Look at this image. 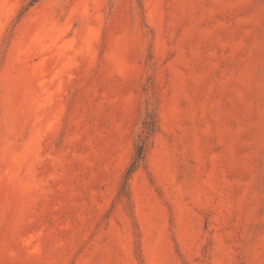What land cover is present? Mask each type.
Segmentation results:
<instances>
[{
  "label": "rangeland",
  "instance_id": "1",
  "mask_svg": "<svg viewBox=\"0 0 264 264\" xmlns=\"http://www.w3.org/2000/svg\"><path fill=\"white\" fill-rule=\"evenodd\" d=\"M0 264H264V0H0Z\"/></svg>",
  "mask_w": 264,
  "mask_h": 264
},
{
  "label": "trees",
  "instance_id": "2",
  "mask_svg": "<svg viewBox=\"0 0 264 264\" xmlns=\"http://www.w3.org/2000/svg\"><path fill=\"white\" fill-rule=\"evenodd\" d=\"M155 129V121L152 116H148V120L144 122V136L136 144L134 149V156L132 162L126 172V178L132 174V172L140 165V163L144 160L147 148H148V139Z\"/></svg>",
  "mask_w": 264,
  "mask_h": 264
}]
</instances>
